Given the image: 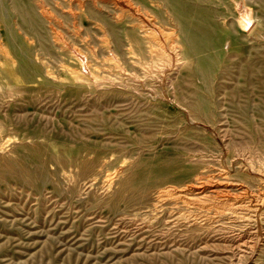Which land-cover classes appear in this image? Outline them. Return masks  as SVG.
<instances>
[{"label":"rangeland","instance_id":"obj_1","mask_svg":"<svg viewBox=\"0 0 264 264\" xmlns=\"http://www.w3.org/2000/svg\"><path fill=\"white\" fill-rule=\"evenodd\" d=\"M207 1L204 63L163 1L0 0V264H264V114L214 111L264 98V0Z\"/></svg>","mask_w":264,"mask_h":264},{"label":"bare ground","instance_id":"obj_2","mask_svg":"<svg viewBox=\"0 0 264 264\" xmlns=\"http://www.w3.org/2000/svg\"><path fill=\"white\" fill-rule=\"evenodd\" d=\"M163 1L166 6L170 7V14L173 18V21L176 23L177 33H178V40L173 38L171 44L184 45L187 50L180 51L178 53L177 60H183L187 58V56L197 58L200 62H208V56L198 55V51H204L206 49L215 48L217 49L221 43V41L228 40L227 36L222 35L219 29H214L213 24L209 22V18H206L202 23H196L195 19L197 17L203 18L207 16L210 12L207 8H198L192 10H182L177 8L176 5L179 4L180 0H158ZM178 2V3H177ZM204 4L210 3L207 0H202ZM164 5V6H165ZM212 9V8H209ZM216 9V8H215ZM226 9V8H225ZM217 11V10H216ZM218 13V12H217ZM237 13L240 21V25L246 35H249L254 32V28L256 26V17L251 9L244 8L242 6L237 7ZM220 14V12H219ZM223 14V13H222ZM221 14V15H222ZM225 15V14H224ZM167 16V15H166ZM202 20V19H201ZM200 20V21H201ZM31 24H33L34 20H28ZM249 31V32H248ZM242 39V38H241ZM177 49V47H174ZM241 50H246V56H251V52L254 50L253 47H240ZM259 55V53H257ZM226 104L222 106H218L214 108V111L218 114H248V113H256L259 115L264 114V98H259L258 100H252L249 98L246 99H235L231 98L230 100H226ZM199 104L197 103L193 106V109L199 110ZM195 188V187H194ZM199 189V188H198Z\"/></svg>","mask_w":264,"mask_h":264}]
</instances>
